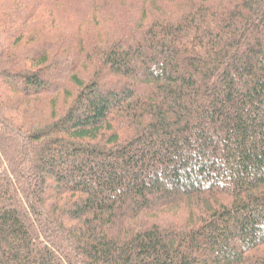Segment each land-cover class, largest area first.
<instances>
[{
    "label": "trees",
    "instance_id": "1",
    "mask_svg": "<svg viewBox=\"0 0 264 264\" xmlns=\"http://www.w3.org/2000/svg\"><path fill=\"white\" fill-rule=\"evenodd\" d=\"M0 264H264V0H0Z\"/></svg>",
    "mask_w": 264,
    "mask_h": 264
}]
</instances>
